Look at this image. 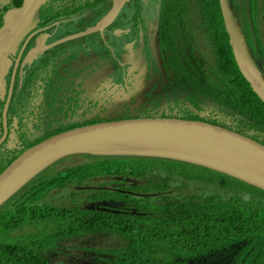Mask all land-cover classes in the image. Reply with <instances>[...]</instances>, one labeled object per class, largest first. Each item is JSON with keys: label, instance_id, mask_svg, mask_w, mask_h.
I'll list each match as a JSON object with an SVG mask.
<instances>
[{"label": "flooded vegetation", "instance_id": "af4514ba", "mask_svg": "<svg viewBox=\"0 0 264 264\" xmlns=\"http://www.w3.org/2000/svg\"><path fill=\"white\" fill-rule=\"evenodd\" d=\"M23 2L0 0V29L7 12ZM230 3L263 80L254 82L264 93V0ZM32 4L38 9L36 26L6 54L0 168L53 134L131 115L206 122L264 145V126L256 116L264 101L242 75L232 49L233 63L222 53L216 31L226 32L225 24L220 11L216 26L209 0H125L103 30L76 38L108 13L113 0ZM96 175L67 182L64 190L85 213L115 222L82 237L112 244L105 247L115 253L64 247L47 255L51 264L71 250L80 254L55 264H140L137 257L168 260L170 254L169 261L151 264H264L256 244L241 241L190 255L139 251L149 240L134 216L147 213L141 210V198L157 193L143 188L145 174Z\"/></svg>", "mask_w": 264, "mask_h": 264}, {"label": "trees", "instance_id": "16d2710c", "mask_svg": "<svg viewBox=\"0 0 264 264\" xmlns=\"http://www.w3.org/2000/svg\"><path fill=\"white\" fill-rule=\"evenodd\" d=\"M209 1L210 9L213 10V20L218 26L221 20L218 0ZM219 37L218 45L222 53L233 63L228 35L223 29L221 32L216 31V38ZM241 80L245 83L243 78ZM257 101L260 100L257 98ZM256 116L264 126V109L259 108ZM75 156H88L92 157V160L64 168L68 170L60 178L49 176L39 182L35 180L36 176L2 205L0 264H51L47 255L64 248L70 241L71 249L112 251L105 246L95 247L93 242L82 238L88 232L111 228L115 225L112 219H102L98 214L85 213L80 208L79 201L72 200L71 206L57 205L53 203L54 196L50 195V192L54 188L64 187L67 182L98 176L96 174H126L133 170L129 167L123 172L120 168L114 167L117 158L158 159L88 154ZM162 160L174 161L178 165H192L170 159ZM9 163L2 164L0 172ZM83 166L92 169L80 171L79 168ZM192 166L204 170L207 174L184 175L164 171L167 175H163L160 182L146 178L148 184L143 188L147 192L157 194L141 198L145 200L141 203V210L147 213L140 217L134 216V219L141 222V234H146L147 240L150 241L143 242L139 251L153 252L162 249L163 253L190 255L207 251L211 246L228 248L229 245L241 241L255 243L258 251L264 254V191L225 174ZM179 170L181 169L178 167L174 168V171ZM171 175L182 176L187 179L185 181H198L201 188L195 189L192 182L190 187L169 182ZM159 177L160 175H156V178ZM124 230L128 232L127 228ZM172 257L170 254V259ZM137 259L140 264L170 260L166 257L158 260L154 255L149 256L148 260L138 257Z\"/></svg>", "mask_w": 264, "mask_h": 264}, {"label": "water", "instance_id": "95a60500", "mask_svg": "<svg viewBox=\"0 0 264 264\" xmlns=\"http://www.w3.org/2000/svg\"><path fill=\"white\" fill-rule=\"evenodd\" d=\"M124 1L113 0L104 17L73 38L103 30L116 17ZM218 1L236 63L264 101L263 90L254 78L262 83L263 80L230 0ZM38 18L32 0H24L21 8L7 12L5 25L0 29L1 94L9 65L6 54L36 26ZM79 154L170 159L225 174L264 191V145L259 142L206 122L131 115L59 132L23 150L0 172V207L40 172L59 160ZM93 207L91 204L90 208Z\"/></svg>", "mask_w": 264, "mask_h": 264}, {"label": "rangeland", "instance_id": "374dc122", "mask_svg": "<svg viewBox=\"0 0 264 264\" xmlns=\"http://www.w3.org/2000/svg\"><path fill=\"white\" fill-rule=\"evenodd\" d=\"M200 14L201 13H198V15H200ZM90 159L92 160V157H88V156H83V157H81V156H70V157L64 158V159L59 160L56 163H54L53 166H50V167L46 168L45 170H43L42 172H40L37 175V177L35 178V180L41 182L49 176H53L55 178H60L61 176L65 175V172L68 170V169H64V168L69 167V166L73 167L76 164H82L86 161H89ZM114 167L120 168L121 171H123V172L127 171L129 169V167H132L133 170L129 173H131L133 175L145 174L144 177L153 178V179L157 180L158 182L161 181V178H163V175H160L159 178H156V175L158 173H162V174L166 173L164 171H169V172L173 171V172L181 173L184 175H206L207 174V172H205L204 170L202 171V169H199V168L194 167L192 165H178V164H175L174 161H167V160H162V159H158V160L144 159V160H141V159H133V158H117V160L114 163ZM175 167H178L181 170L174 171ZM90 169H92V167H89V166H83V167L79 168L80 171H87ZM93 174H95V173H84V175H93ZM39 178H41V179H39ZM32 180H34V179H32ZM185 180H187V179H185L182 176L171 175L169 182H177L179 184H182V185H185L188 187L191 186V182H192L194 184L195 189H198L200 187L199 185H201L198 181H190V180L185 181ZM31 181H29V182H31ZM64 187L54 188L50 192V195L54 196L53 203H55L57 205L71 206L72 205V199H71L72 195L67 194V192L64 190ZM211 188H214V187H211ZM144 201H145L144 199H141V203ZM70 244H71V241L65 244L66 250L70 249V247H69ZM94 246L95 247H102V246H113V245L102 243V242H99L96 240V242L94 243ZM69 252H70V254H67V255H69L71 257H74L75 254H78V255L80 254V252H76L74 250H71ZM98 252L101 253L104 251L100 250ZM106 253L114 254L115 251L114 250H112V251L108 250ZM69 256L60 255L59 259L58 258L54 259L55 262L53 264H55L56 262H59L63 259L69 260L70 259Z\"/></svg>", "mask_w": 264, "mask_h": 264}, {"label": "bare ground", "instance_id": "6f19581e", "mask_svg": "<svg viewBox=\"0 0 264 264\" xmlns=\"http://www.w3.org/2000/svg\"><path fill=\"white\" fill-rule=\"evenodd\" d=\"M81 33V32H80ZM79 34V33H78ZM115 120H119V119H115ZM107 121H111V120H107ZM103 122H106V121H103ZM99 123H101V122H99Z\"/></svg>", "mask_w": 264, "mask_h": 264}]
</instances>
